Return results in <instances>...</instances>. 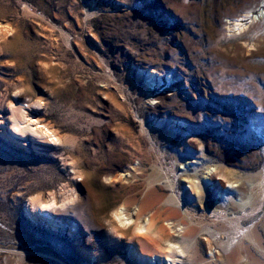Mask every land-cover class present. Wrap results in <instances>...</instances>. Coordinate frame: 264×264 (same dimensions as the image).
I'll return each mask as SVG.
<instances>
[{
  "label": "rangeland",
  "instance_id": "obj_1",
  "mask_svg": "<svg viewBox=\"0 0 264 264\" xmlns=\"http://www.w3.org/2000/svg\"><path fill=\"white\" fill-rule=\"evenodd\" d=\"M261 1L0 0V22L10 25L0 38V264H147L132 254L131 230L115 237L111 212L145 194L166 207L171 190L153 165L177 172L174 193L196 219L208 214L192 205L185 172L196 167L199 179V166H210L249 188L264 169V18L242 36L229 21ZM150 69L159 74L152 86L140 75ZM37 100L28 117L69 141L11 133L8 108ZM138 161L134 182L104 181ZM149 177L158 180L151 187ZM227 185L209 200L217 204ZM61 189L74 197L63 207ZM50 194L53 209L32 218L26 203ZM253 218L262 250L244 242L264 264V204ZM197 238L203 263L226 264L210 258L224 254L208 235Z\"/></svg>",
  "mask_w": 264,
  "mask_h": 264
},
{
  "label": "bare ground",
  "instance_id": "obj_2",
  "mask_svg": "<svg viewBox=\"0 0 264 264\" xmlns=\"http://www.w3.org/2000/svg\"><path fill=\"white\" fill-rule=\"evenodd\" d=\"M263 14L264 0L260 2L258 10L248 11L240 17L238 16L236 19L229 21L231 25L229 29L237 35L242 36L245 32L247 33L249 31L254 23L260 22L264 18ZM9 28L10 25L8 23L0 22V38H4L10 32ZM140 75L144 76L148 86H152V78L159 74L155 70L150 69ZM14 106L12 105L8 108L10 109L8 125L13 135L24 136V134H29L36 141L53 145L62 141H69L67 137L60 136L59 132L53 126L41 124L39 120L28 117L26 110L32 107H40V101H34L26 105V107ZM149 130V127L142 120L141 133L148 135ZM53 139L58 141V143H53ZM139 165L140 162L138 161L135 165L121 170L116 174L107 175L104 181L107 184L122 182L123 184H130L140 174L138 172ZM153 166H155L156 170L153 177L156 174L157 176H161L163 173L161 179L167 181V186L171 190V195L163 201L166 207H160L158 205L159 202L152 201L150 194H145L139 202L135 204L128 202L120 203L111 212L114 225L113 232L116 238L123 237L128 230H131V242L129 246L138 262L147 264H181L183 259H187L188 264H202L204 260L197 243V237L202 233L203 236L206 237L208 235L210 240L219 245L224 254L222 255L220 251L212 254V251H210V258L214 262H225L226 264H257L250 253L252 248L244 242V239L249 240L257 250H262L257 236L258 224L254 221L255 219L253 217L257 210L264 204V169L255 175L249 176V188L247 189L236 181H225L226 175L224 171L221 172L225 176L217 178L220 172H212L213 170L210 166H199L204 170L202 177L199 179L197 175L199 170L196 167L195 170L193 169L194 174H188L185 167L184 169L186 170L184 171L187 172L181 176L183 178L180 182L183 185H188L194 197H196L192 205L198 209L201 204H204L207 210L206 214H208V218L202 216L196 219V214H192L188 210L183 195L174 193V190L179 185V181H176L178 176L177 172L173 168H169L163 172L157 169L156 165ZM68 169L76 178L80 177L81 173L75 172L73 165L68 166ZM169 174H172V178H170L171 176ZM153 177L147 179V187L153 186L158 181L154 180ZM208 178L212 182L217 180V185L213 186L210 182L211 185L207 187L203 184ZM221 182H226L228 185L234 186L229 187L227 185L226 191L220 193L218 198L219 202L214 204L215 198L209 200V194H212L221 185ZM202 186L206 187L205 191H203ZM186 188L184 186V189ZM237 190H243L245 193H237ZM61 192L63 196L61 201L62 207L73 202L74 197L72 195H67L64 189H61ZM54 204L55 197L52 194L47 197L45 202L36 195L26 203L25 207L32 218L38 219L39 215L45 217L46 212L53 209ZM247 206H250L249 209H246ZM240 212L245 216L239 215ZM249 218H251L249 221L251 225L248 226L245 223H247ZM210 224L214 226V229H211ZM237 235H239L240 240H238ZM173 238H178L179 240L172 241ZM210 240L208 242L206 241V243L210 244ZM209 264L211 263L209 262Z\"/></svg>",
  "mask_w": 264,
  "mask_h": 264
},
{
  "label": "snow or ice",
  "instance_id": "obj_3",
  "mask_svg": "<svg viewBox=\"0 0 264 264\" xmlns=\"http://www.w3.org/2000/svg\"><path fill=\"white\" fill-rule=\"evenodd\" d=\"M50 135V134H49ZM53 143H58V141H56L55 139L52 140ZM118 215V214H117Z\"/></svg>",
  "mask_w": 264,
  "mask_h": 264
},
{
  "label": "clouds",
  "instance_id": "obj_4",
  "mask_svg": "<svg viewBox=\"0 0 264 264\" xmlns=\"http://www.w3.org/2000/svg\"><path fill=\"white\" fill-rule=\"evenodd\" d=\"M229 187H233L234 185H228Z\"/></svg>",
  "mask_w": 264,
  "mask_h": 264
}]
</instances>
